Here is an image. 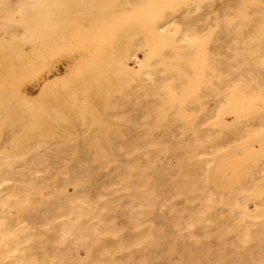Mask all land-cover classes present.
<instances>
[{
	"label": "bare ground",
	"instance_id": "1",
	"mask_svg": "<svg viewBox=\"0 0 264 264\" xmlns=\"http://www.w3.org/2000/svg\"><path fill=\"white\" fill-rule=\"evenodd\" d=\"M242 1L12 0L0 264H264V0L244 16ZM71 5L75 32L53 47L75 73L36 114L35 64L7 41L40 51ZM54 52L37 60L57 69Z\"/></svg>",
	"mask_w": 264,
	"mask_h": 264
},
{
	"label": "rangeland",
	"instance_id": "2",
	"mask_svg": "<svg viewBox=\"0 0 264 264\" xmlns=\"http://www.w3.org/2000/svg\"><path fill=\"white\" fill-rule=\"evenodd\" d=\"M0 2L2 3V4H0V14L9 15L11 13L10 5L12 3V0H0ZM255 3L257 4L258 1H256V0L255 1L254 0H250V1L249 0H247V1L243 0L241 3L242 11H240V13H241L240 15L244 16L246 14V10L249 11L248 7L251 5H254ZM4 10H5V12H4ZM7 11H9L10 13L9 12L7 13ZM263 11H264V9L262 10L261 13H263ZM67 13H68V16H61V13H55L54 14V16L52 18L53 28L58 30V32L54 31L51 34H49V39L47 40V42H44V40H42L41 44L43 43L45 48H42L40 51L36 50L37 52L36 51L33 52V49L30 46V42H28L27 40L25 41L24 39L23 40H17V41L16 40L7 41V43L9 45H11L12 47H20L19 50L13 51V52L21 54V56L24 57L23 60L27 61V63H29L31 61L32 63L35 64V67H33V69H32V70H34V72H32V74H30V76L33 75V78L35 79V81L31 82L32 85L29 84L30 82H28L29 86L27 88V92H28V95L30 93H32V95H30V97L33 96L32 102L34 104L36 114H38V112L41 110L40 106H39V99L43 94H45L47 92V89H48L47 86L52 85V84H64L65 80L66 79H72L73 75L75 73L76 61L73 58L74 56L70 57L73 54L72 53H69V54L61 53L60 54V53L54 52L55 51L54 47H59V46H62L65 44L64 41H66V39H65L64 33L66 32L65 30L67 28H68L67 30L70 32V33H68V35H70L71 37L74 34L73 32H75L74 30L76 29L77 24H76V20H73V19H76V10L71 5V8L69 9V12H67ZM238 13L239 12H237V14ZM242 13H244V15ZM261 16L264 18V13L261 14ZM67 18H69V19H67ZM61 19H64V21H62ZM102 26H100L99 28H101ZM135 26H138V24ZM140 26L141 25L139 24L138 27H140ZM94 27H97V26H94ZM108 27H110V26L103 27V28L108 29ZM119 27H121V26L118 24L115 28L117 29ZM112 28L113 27L111 26V28H109L108 30H110ZM107 29H105V30H107ZM260 29H262V32H260V35L262 36V35H264V23H263V25L260 26ZM62 32H64V33H62ZM65 35H66V33H65ZM1 36H3V35L0 33V37ZM98 36L101 38H107L110 35L108 33L103 32V34L100 33ZM2 44H3V42L0 41V62H2L4 59H6V55H5L6 53H4V51H3ZM50 49H53L52 51L54 52V55L56 54L53 58V61L56 59L54 63L56 64V66L58 65L57 69H56V67L53 69L52 68H46L45 65L42 64V61L37 60L38 58H40V60H41V57L40 56L38 57L39 53L40 54L43 53L44 55L45 54L51 55L53 52ZM128 51L127 50L122 51L121 53L125 52V54L123 53V55L121 54L122 56L121 55L120 56L125 61L128 68H130L132 70V71H130L131 75L135 76V74L140 72L141 67L135 62V60H133L131 58L132 51H130V52H128ZM49 52L51 54H49ZM126 53H128V54H126ZM139 53L137 55V59H142L143 64L145 65L146 61H148L147 60L148 57L146 55V50L140 49ZM57 54H58V56H57ZM65 56H66V58H65ZM126 57H128V58H126ZM12 58H13V62H15L17 60V57H15V56ZM125 58H126V60H125ZM72 59H73V61H70ZM13 66H15V67H13ZM10 67H12V68H10ZM20 68H22V67H20V65H18L17 62H15L14 65H11L8 67V69H11V70H15V69L17 70ZM58 72H60V73H58ZM29 87L31 89L30 92L28 91ZM228 116H230V117H228ZM234 119L235 118L232 115L226 116V122L228 124H232L234 122ZM67 160H68V162H70V158H68ZM11 211L15 215L18 213L16 208L12 209Z\"/></svg>",
	"mask_w": 264,
	"mask_h": 264
}]
</instances>
